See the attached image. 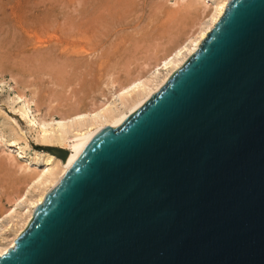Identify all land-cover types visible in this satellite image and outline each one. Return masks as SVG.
<instances>
[{"label": "water", "instance_id": "obj_1", "mask_svg": "<svg viewBox=\"0 0 264 264\" xmlns=\"http://www.w3.org/2000/svg\"><path fill=\"white\" fill-rule=\"evenodd\" d=\"M0 264H264V0H229L164 86L88 142Z\"/></svg>", "mask_w": 264, "mask_h": 264}, {"label": "rangeland", "instance_id": "obj_2", "mask_svg": "<svg viewBox=\"0 0 264 264\" xmlns=\"http://www.w3.org/2000/svg\"><path fill=\"white\" fill-rule=\"evenodd\" d=\"M174 2L0 0V221L47 154L37 130L16 112L18 93L36 95L43 115L51 107L85 111L110 98L111 81L145 73L149 60L170 51L208 15L203 1L195 8L190 0ZM20 147L25 158L14 151Z\"/></svg>", "mask_w": 264, "mask_h": 264}, {"label": "bare ground", "instance_id": "obj_3", "mask_svg": "<svg viewBox=\"0 0 264 264\" xmlns=\"http://www.w3.org/2000/svg\"><path fill=\"white\" fill-rule=\"evenodd\" d=\"M187 1L189 0H175L174 5L178 6ZM201 1L205 6L202 10L204 14L208 11V15L203 20L198 18L200 21L194 24L190 32L186 33L187 36L183 41H178L170 51L165 54L161 53L160 57L156 58L154 55L153 58L156 59L152 62V59L148 61L145 73L144 71L137 72L138 75L131 77L126 83L111 81L110 98L104 97L100 102L92 103L85 111L79 108L75 111H57L51 107L43 115L40 114L42 106L39 105L36 95L29 98L22 92L23 90L18 91L19 106L16 112L26 120L31 129L37 130V139L42 146L46 147L47 154L44 158L42 156L43 167L30 176V182L27 183L23 192L15 193L12 208L3 214L2 218L6 224L1 225L3 220L0 221V256L6 254L10 248H14L16 240L32 221L36 209L43 205L88 142L100 132L120 126L196 53L207 35L224 15L229 0H190L191 7H197V3ZM78 44L81 45V43ZM85 49L86 47H83L84 51ZM56 116L59 119H56ZM12 145H15V142ZM54 147L68 151L67 159L63 160L51 153L49 149ZM14 151L25 158L21 147L14 148Z\"/></svg>", "mask_w": 264, "mask_h": 264}]
</instances>
